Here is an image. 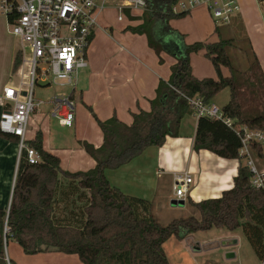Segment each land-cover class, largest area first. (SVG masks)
I'll list each match as a JSON object with an SVG mask.
<instances>
[{"label":"trees","instance_id":"obj_1","mask_svg":"<svg viewBox=\"0 0 264 264\" xmlns=\"http://www.w3.org/2000/svg\"><path fill=\"white\" fill-rule=\"evenodd\" d=\"M177 1L146 0L143 22L128 26L145 34L159 56L164 51L160 34L165 28L172 29L169 21L189 14L170 11ZM236 20L232 23L236 24ZM240 21L243 23L242 18ZM220 26L215 28L219 40L184 45V53L176 57L171 67L170 78L161 80L156 96L150 99V110L132 112L131 124L115 114L101 119L88 105L103 135L99 147L82 141L86 152L96 161L93 168L64 169L61 157L44 147L43 132L36 133L29 144L38 150L41 160L20 161L9 208L0 206V264H7L6 246L11 238L27 254L48 251L77 254L84 264H171L164 244L173 235L179 237L181 230L190 234L212 228L234 231L241 227L264 262V186L253 184V173L240 154L241 139L223 120L200 115L193 147L195 151L206 149L223 158L237 159L238 170L233 185L218 197L190 200L199 216L175 218L163 224L152 213V201L124 193L106 175L108 168H119L146 148L162 146L168 136L179 135L183 117L195 113L183 94L198 95L210 104L220 91L229 87L230 99L223 107L225 116L237 126L264 130V109L245 107L246 91L255 94L257 87L264 91V70L258 55L246 36L247 46L241 49L248 56L249 67L246 72L238 69L230 54V49L237 47L236 40L225 38ZM201 50L216 67L218 77L198 78L193 74L189 56ZM19 62L18 53L14 70ZM222 66L229 69L228 74L222 73ZM6 136L17 139L10 134ZM256 153L263 156L259 148ZM70 196L76 198L70 200Z\"/></svg>","mask_w":264,"mask_h":264},{"label":"crops","instance_id":"obj_2","mask_svg":"<svg viewBox=\"0 0 264 264\" xmlns=\"http://www.w3.org/2000/svg\"><path fill=\"white\" fill-rule=\"evenodd\" d=\"M135 11L125 9L121 13L123 18L118 20L123 21L128 16L130 20L137 22L128 26L142 23L143 19L138 18L140 15ZM236 21L239 22L240 19ZM99 28H102L100 24L96 30L98 31ZM97 31H95V36L87 50L89 63L86 67L87 80L81 88L76 86L74 90H71V96L76 102V119L73 126L64 125L67 127L77 128L78 103L91 106L101 119H108L115 114L125 123L131 124L133 121L132 112H138L140 109L150 110V99L156 96V90L161 80L168 81L171 75V65L177 61L176 57L182 51L177 48L170 49L172 57L169 56L166 59L164 58L166 47L162 42L164 51L161 53L163 59L160 61V57L149 45L145 34L143 35H145L146 43L150 48L138 47L142 58L123 45L117 51L100 50L99 32ZM161 37L162 34H160V39ZM17 42L20 43V40L12 33L7 17L0 14V95L7 84L17 82L16 70H14L15 60L19 53ZM3 109V106L0 105V116ZM193 115L196 117L193 118ZM198 117L196 111L193 114H186L181 121L178 136H168L162 146L146 148L140 155L119 168H108L106 175L111 184L128 195L148 199L152 203L157 191L166 187L163 182L170 183L177 172L187 171L193 175L194 183L189 191L187 201L218 197L223 190L230 188L233 185L234 176L237 174L239 161L223 158L206 149L194 150ZM92 125L94 126V124ZM39 130L43 132L44 147L61 157L63 167L62 151L51 147L48 142L47 133L49 130L38 128L36 133ZM36 133L32 137L29 135L30 140L36 136ZM6 135L0 133V206L9 208L18 171V138L12 139ZM87 141L99 147L103 143L101 129L94 140ZM80 144L82 146V141ZM75 159H82L87 167L82 168L81 166L66 170H88L96 164L95 159L86 152L83 146L77 152ZM63 168L65 169V167ZM72 197L76 198L70 196L69 199L71 200ZM6 250L12 264H84L77 254L59 251L27 254L15 239H11Z\"/></svg>","mask_w":264,"mask_h":264},{"label":"built area","instance_id":"obj_3","mask_svg":"<svg viewBox=\"0 0 264 264\" xmlns=\"http://www.w3.org/2000/svg\"><path fill=\"white\" fill-rule=\"evenodd\" d=\"M110 0H0V14L5 15L12 33L20 40V62L16 69L17 82L7 84L0 95L3 111L0 131L18 138L17 167L26 159L38 163L40 153L29 144L31 116L43 102L35 99L39 82L71 85L74 90L79 72L88 67L87 50L99 25V16L109 6ZM122 19L125 9L145 10L146 0H113ZM260 19L254 24L257 31H264V0H256ZM205 9L215 23L227 25L242 18L240 0H178L171 7L175 14L191 13ZM70 93L55 95L51 114L60 124L73 126L76 119V102ZM200 115H210L223 120L241 139L240 154L245 157L252 173L253 184L264 186V130L247 125L237 126L225 116L223 109L207 104L202 97L183 94ZM259 148L263 166L255 159ZM258 155V154H257ZM194 183L190 172H177L173 177L176 200L188 198ZM7 228V227H6ZM7 247V246H6ZM6 263L12 264L6 250Z\"/></svg>","mask_w":264,"mask_h":264},{"label":"rangeland","instance_id":"obj_4","mask_svg":"<svg viewBox=\"0 0 264 264\" xmlns=\"http://www.w3.org/2000/svg\"><path fill=\"white\" fill-rule=\"evenodd\" d=\"M112 2L113 0H110V5L106 6L99 18V24L102 28L96 31L99 32L100 50L111 49V51H117L123 45L139 58H142L138 47L150 48L146 43L145 35L128 28V25L137 23L130 20L128 16L125 17V20L119 21L118 11ZM240 2L243 6L242 21L244 24L241 22H236L235 24L234 22L228 26L221 25L220 28L225 38L234 37L236 40L237 47L233 46L230 49V54L234 65L238 69L246 72L249 67L248 56L241 49L247 46V42L244 40L247 36L251 39L253 48L264 70V34H262L264 31L262 33L257 32L254 27V24L260 19L256 0H240ZM135 12L140 15L139 18H143L142 11L136 10ZM169 25L172 29L169 27L168 29L165 28L160 39L166 47L164 52V58L166 59L171 56L172 51H169L170 49L177 48L182 50L186 44L219 40L218 33L215 32V28L218 25L210 14L202 8L196 9L180 18H172L169 21ZM19 50L20 43L17 42V51ZM183 50L181 51L182 54L184 53ZM160 56L163 59L162 54ZM160 56L158 55V57ZM189 60L192 72L196 77H218L216 67L210 58L205 55L204 50L191 52ZM145 62L148 63V61ZM221 70L223 74L229 73V69L226 66H222ZM86 80L87 72L86 68H84L79 72L77 88H81ZM72 88L71 85H60L54 82L51 84L39 82L36 85L35 99L43 102L32 113L31 131L29 133L32 137L35 135L36 129L42 128L46 131L48 129V142L51 147L62 151L63 167L65 169L87 167L82 159H75L77 152L82 148L80 142L83 140L92 141L100 132L95 115L88 106L82 103H78L77 106V128L61 125L59 119L51 114L53 103L50 100L57 94L70 93ZM256 89L255 94H251L249 90L246 91L245 107L263 110L264 91L262 87H257ZM230 94L229 87L223 89L212 99L211 104L218 106L222 110L229 101ZM195 117L193 115V118ZM87 157L90 158L89 156ZM255 159L259 166L262 167L263 161L258 157L257 153H255ZM242 161L245 163L246 159H242ZM163 184H166V187L157 191L156 197H153L152 208V213L157 215L161 223L168 224L175 218L190 215L199 216V212L190 204V200L179 205L172 203V200L175 199L173 195V180L170 183L163 182ZM11 239H9V242ZM164 247L171 264H264L256 254L242 227L234 231L226 228H212L190 234L181 230L179 237L173 235L165 242ZM228 253H234L235 255L228 257Z\"/></svg>","mask_w":264,"mask_h":264},{"label":"water","instance_id":"obj_5","mask_svg":"<svg viewBox=\"0 0 264 264\" xmlns=\"http://www.w3.org/2000/svg\"><path fill=\"white\" fill-rule=\"evenodd\" d=\"M173 202L176 203V204H178V205L181 204V203H185L184 200H176V199H173V200H172V203H173ZM234 255H235L234 253H228L227 256H228V257H233Z\"/></svg>","mask_w":264,"mask_h":264}]
</instances>
